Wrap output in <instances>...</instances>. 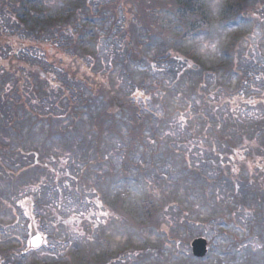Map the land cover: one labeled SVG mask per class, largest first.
I'll list each match as a JSON object with an SVG mask.
<instances>
[{
    "label": "trees",
    "instance_id": "obj_1",
    "mask_svg": "<svg viewBox=\"0 0 264 264\" xmlns=\"http://www.w3.org/2000/svg\"><path fill=\"white\" fill-rule=\"evenodd\" d=\"M263 6L264 0H116L99 7L97 15L91 0H0V204L5 202L2 179L11 181L8 199H17L33 184L41 188L43 177L54 179L44 159L47 148L60 147L86 159L76 179L62 180L70 186L74 182L78 196L96 198L129 241L115 257L103 237L95 248L77 245L81 260L68 255L62 264H114L127 251L154 250L147 234L173 250L161 251L159 264H264V222L250 220L241 232L235 230L233 206L244 193L255 192L257 201L264 181V73L254 72L256 54L243 59L240 53L257 30H264ZM119 11L132 39L131 63L155 69L159 58L174 62L171 82L137 72L129 63L109 67L101 61L99 44L115 29ZM203 45L214 51L203 53ZM153 49L159 50L156 59L149 57ZM114 76L121 83L113 82ZM58 109L66 117H57L52 110ZM174 117L175 130L154 126ZM121 125L129 144L120 152L122 169L97 172L103 159L108 161L104 131L122 142ZM174 132L205 154L198 160L202 168L176 140L178 148H173ZM137 154L142 163L135 162ZM165 165L178 175L172 184L160 172ZM18 207L13 205V216ZM173 207L186 218L183 222L217 229L220 243L209 242L204 260L180 253V245L189 249L195 239L183 222H175ZM89 218L78 222L89 225ZM136 238L141 244L135 245ZM255 240L260 249L246 247ZM95 249L102 251V260H94ZM8 254L0 253V260ZM144 255L133 264H147L152 256ZM31 264L51 263L34 256Z\"/></svg>",
    "mask_w": 264,
    "mask_h": 264
},
{
    "label": "rangeland",
    "instance_id": "obj_2",
    "mask_svg": "<svg viewBox=\"0 0 264 264\" xmlns=\"http://www.w3.org/2000/svg\"><path fill=\"white\" fill-rule=\"evenodd\" d=\"M114 1L116 0H91L92 9L94 13L98 15L99 7L108 6ZM262 14L264 22V6ZM1 17H4V15H0V18ZM123 17V11H119V20L115 29H112L111 35L106 36L104 34L102 36L103 39L101 40L98 47L99 58L109 67H111L110 64H113L114 62H119L120 64H132L130 59V53L133 48V45L131 43L132 39H130L129 34L125 33L128 25ZM125 25H127V27H125ZM109 27H111L110 24L107 26V28ZM144 33L147 32L145 31ZM249 43V45L241 48V57H243L244 59L245 55L247 57H250L253 54H256L257 63L253 66L254 72H261L260 74H262L264 73V30H257L255 35L253 36V39L249 41ZM210 50L214 51V46H202L203 53H207V51ZM158 53V49H153L150 52L149 57L156 59ZM66 59L67 58H65L64 61L66 63H70V61ZM151 64L153 65V63ZM156 65L157 67L155 69H151V67L145 63H135L132 64V68L137 72H144L147 74L149 73L152 77L154 76L156 80L166 79L171 82L173 78L172 70L175 67V63L159 58L156 60ZM98 80L99 83L103 84V82H100L103 80V78H98ZM111 80L113 82L121 83V79H119L118 76L112 77ZM50 96L53 102L58 104V98L52 97V95ZM52 111H54V114L57 117H66L65 110L58 109ZM93 113L96 114V110H93ZM98 114L99 113H97L96 116ZM85 119L87 120L88 118L85 117ZM178 124V119L174 117L166 125L163 124L164 126H161V124H155L154 126L156 127V129L169 131L173 129L175 130ZM57 126L58 124L56 123L55 127ZM105 127H110V123H107ZM104 133L105 135H107L106 139L104 135V150L106 151L105 155L107 156L108 161H104L103 159V164L100 167H96L95 169H98L97 172L107 173L110 171L111 167H114V171L119 172L122 169L120 152L129 149L128 138L126 137V129L122 125L119 128V135L124 138L122 142L119 139L111 138V136H109V130L104 131ZM167 134L171 135L169 133ZM173 136V148H178V146H176V143L179 145H183L181 146V149L183 151L192 153L190 155V159L195 163L196 166L202 168L203 165L200 164L198 160L200 158H203V155L205 154L201 155L200 151L192 148V145L190 143H187V141H190L189 138L185 142H183L182 134L179 136L178 132H174ZM175 140L177 141L176 143ZM47 150L49 151V156H47L44 161L47 162L54 171V179L47 178V181H45L43 177L41 178V188L40 186H37V184H33V186L24 190L25 192H21L17 199L19 201L23 200V203L21 201H17L16 198V200L13 199V197H11L10 199L7 198V190L9 189L8 187L11 184V181L9 178L1 180L5 188L2 192L4 193L3 198L5 202L3 204H0V207L9 211L0 212V252L5 253L11 247V241L13 239V248L17 250L13 253V264H31L34 256H37V259L40 260L49 259L51 264H54L55 260H57L56 263L61 262L62 264L63 261H65V257L68 255H76L74 258H76L77 261L81 260L79 257L80 254H76L77 249L80 250V248H76L77 245H80V247L87 246L86 248L88 249V245L91 243L92 248H95L96 244L100 242L99 239L103 237L109 239V245L111 249L110 251L115 257V254H118L116 252H119L123 250L124 247L129 246L128 236L124 235L113 227L111 216L109 218H105L106 216H108V214L105 213V211L101 210V203H99L96 198L90 196L87 193H82L78 196L74 193V182L70 186L67 182L62 180V178H68V180L70 179V181L71 179H76L77 172L81 170L80 168L82 166H84V163H82L81 160L86 159L80 155H75L72 152L61 149L60 147H57L56 149L47 148ZM204 158L206 159L207 157L204 156ZM95 159L96 158L94 157V155H91V160ZM135 162H143L139 154H137V156L135 157ZM168 169L169 165H165L163 167V170L162 168H160V172L164 175H167L168 180L166 181L172 184L175 182V180L178 179V175L172 174L168 171ZM148 180L150 183L153 182V179ZM95 181L96 179L94 177L92 183L94 184ZM262 183L263 186L259 191L257 201H255L256 198H254L255 192L254 195H252V192L244 193L240 195V201H237L236 205H233L234 207H236L237 211L236 216L234 217L235 225H237L234 227L235 230L241 232V226L247 224L248 222H250V220L260 223L264 222V181L261 182V184ZM55 184H57L59 188H57ZM168 190H170V187L168 188ZM223 190L226 201H230V194L225 192L226 187L224 185ZM155 193L157 195V198L161 200L162 197L160 196L159 190H157V186L155 187ZM29 201L36 202V206H31ZM246 201L251 204L249 207L243 206ZM17 204L19 207L16 210L15 216H13V205ZM173 209L174 210L171 211V215H173L175 222L178 219L183 222L186 218L181 216L179 214V211L175 207H173ZM79 217H90L88 219L90 224L83 225L82 223H79ZM167 217V222L174 225V223L172 222L173 217H171V219L169 215ZM188 219L191 220V217L189 216ZM33 221V225L30 226V223ZM183 224L190 229L189 234L191 237H193V239L203 238L208 242L214 243L216 246L219 245L220 238L218 236H215V232L217 231V229L212 227V225H210L209 228L207 226H204L203 224H194L193 221H190L188 223L183 222ZM30 227L33 228L34 232L36 231L38 234L47 236L48 243L45 248L41 249L34 255H23L24 252L29 250L28 241L31 237L32 232V229H30ZM122 229L124 230L125 228L123 227ZM145 237L151 244L150 246L154 248V250H149L148 252L134 251L133 253H129V251H127L126 254H123L122 256L118 255V258L114 260V264H133L137 260V258L145 256L144 254L152 256V258L147 257L145 263L159 264V259L157 258V256L161 253V251L164 252L165 255H168L171 252L173 253L171 246H166L158 238L152 236L151 234H147L145 235ZM140 241V239L136 238L134 240L135 245L141 244ZM249 246L254 247L256 250L262 247L261 243L258 240L250 241L246 247ZM179 251L180 253L192 254L191 245L189 249L186 244L180 245ZM212 255L213 257H215V252H213ZM101 256L102 251H100L99 249H95V252L93 254V258H95L94 260H102ZM239 262L237 264H239ZM215 263L216 262L206 260L204 264ZM3 264H11V259H5Z\"/></svg>",
    "mask_w": 264,
    "mask_h": 264
},
{
    "label": "water",
    "instance_id": "obj_3",
    "mask_svg": "<svg viewBox=\"0 0 264 264\" xmlns=\"http://www.w3.org/2000/svg\"><path fill=\"white\" fill-rule=\"evenodd\" d=\"M44 242L45 240L41 235L34 233L29 243L32 250H38L43 246ZM208 246L209 243L206 239L201 238L194 240L191 244L193 256L197 259H204L209 251Z\"/></svg>",
    "mask_w": 264,
    "mask_h": 264
},
{
    "label": "flooded vegetation",
    "instance_id": "obj_4",
    "mask_svg": "<svg viewBox=\"0 0 264 264\" xmlns=\"http://www.w3.org/2000/svg\"><path fill=\"white\" fill-rule=\"evenodd\" d=\"M102 206V205H101ZM105 218H108V216H106ZM30 229H32V232H34V230H33V228H31L30 227ZM31 232V233H32ZM34 233H37L36 231L34 232ZM13 237V236H12ZM11 237V238H12ZM44 238H45V243H44V246H43V248H45L46 246H47V243H48V237L47 236H44ZM107 239V246H109V239L108 238H106ZM29 242V241H28ZM43 248H41V249H43ZM40 249V250H41ZM40 250H37V251H32V250H28V251H26V252H24L23 253V255H25V254H30V255H34V254H36L37 252H39ZM9 251V254H8V256H7V258L9 259H11V264H13V239H12V241H11V247L6 251V252H8ZM5 252V253H6ZM0 253H2V252H0ZM5 261V259L3 260V258H2V261L0 260V264H3V262Z\"/></svg>",
    "mask_w": 264,
    "mask_h": 264
}]
</instances>
